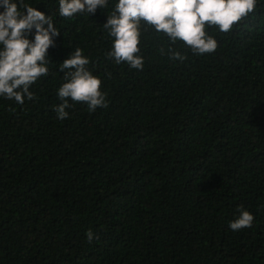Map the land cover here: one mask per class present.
I'll list each match as a JSON object with an SVG mask.
<instances>
[{"label": "trees", "instance_id": "obj_1", "mask_svg": "<svg viewBox=\"0 0 264 264\" xmlns=\"http://www.w3.org/2000/svg\"><path fill=\"white\" fill-rule=\"evenodd\" d=\"M117 2L64 18L58 0H23L60 34L36 99L0 97V264H264V0L232 31L206 29L214 53L171 45L182 62L142 22V70L106 58ZM76 48L109 106L69 100L61 121ZM241 206L254 220L233 231Z\"/></svg>", "mask_w": 264, "mask_h": 264}, {"label": "clouds", "instance_id": "obj_2", "mask_svg": "<svg viewBox=\"0 0 264 264\" xmlns=\"http://www.w3.org/2000/svg\"><path fill=\"white\" fill-rule=\"evenodd\" d=\"M58 3L59 15L64 18L94 15L97 8L108 6V0H58ZM256 4L257 0H118L103 24L112 38L106 58L117 65L123 62L142 70L144 60L139 54L142 22L168 38L167 52L164 48L159 51L170 60L187 59L171 47L177 41L197 56L214 53L218 43L206 29L214 27L228 33L255 11ZM0 9V97L23 105L26 99H36L30 88L48 75V49L54 47V38L60 33L51 15L46 16L23 0H0ZM89 63L80 48L63 60L60 71L65 82L57 90L61 103L53 109L57 119L69 118L66 111L72 107L69 100L86 104L90 113L109 106L106 94L100 90L102 81L88 70ZM239 211L240 215L229 224L233 231L250 228L254 220L243 206ZM86 237L89 243L96 238L91 230Z\"/></svg>", "mask_w": 264, "mask_h": 264}]
</instances>
